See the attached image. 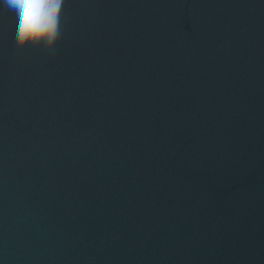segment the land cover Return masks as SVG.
Listing matches in <instances>:
<instances>
[{
  "label": "clouds",
  "instance_id": "obj_1",
  "mask_svg": "<svg viewBox=\"0 0 264 264\" xmlns=\"http://www.w3.org/2000/svg\"><path fill=\"white\" fill-rule=\"evenodd\" d=\"M16 15L13 47L17 52L25 47L52 52L62 36V16L65 0H4Z\"/></svg>",
  "mask_w": 264,
  "mask_h": 264
}]
</instances>
